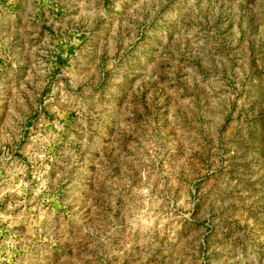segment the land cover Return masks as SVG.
Wrapping results in <instances>:
<instances>
[{
    "label": "rangeland",
    "instance_id": "1",
    "mask_svg": "<svg viewBox=\"0 0 264 264\" xmlns=\"http://www.w3.org/2000/svg\"><path fill=\"white\" fill-rule=\"evenodd\" d=\"M0 264H264V0H0Z\"/></svg>",
    "mask_w": 264,
    "mask_h": 264
}]
</instances>
